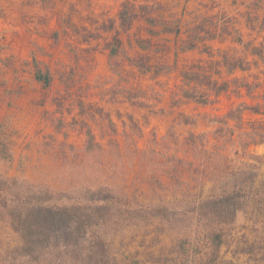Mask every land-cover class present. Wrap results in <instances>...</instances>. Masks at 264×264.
<instances>
[{"label": "crops", "instance_id": "obj_1", "mask_svg": "<svg viewBox=\"0 0 264 264\" xmlns=\"http://www.w3.org/2000/svg\"><path fill=\"white\" fill-rule=\"evenodd\" d=\"M125 3L134 5L136 16L130 25L122 26L120 13ZM115 40L119 48L113 55L110 46ZM189 44L195 48H186ZM244 44L264 45V0H0V123L10 133L20 129L11 138L18 143L35 132L42 114L56 111L59 96L80 99L78 89L85 82L87 102L105 107L112 119L125 114L134 119L137 130H142V136L133 133L141 149L154 136L165 138L172 128L182 137L189 133L212 137L215 129L202 121L207 106L222 102L232 110L243 103L263 104L264 62ZM225 57L229 64L242 61L248 69L230 71ZM142 58L151 71L135 63ZM37 67L50 70L53 79L48 89L38 81ZM157 67L165 69L154 76ZM184 72L218 85L227 83L230 89L216 96L209 93L206 83H188ZM243 81L253 86L252 93L241 86ZM119 83L126 90L120 91ZM114 85L117 91H110ZM146 85L152 92L159 90L160 104L169 103L172 110L169 117L163 116L172 119L167 132L153 133L151 140L149 126L144 127L141 119L147 115L152 128L158 123L152 117L157 112L150 113L154 107L148 106L147 94L131 93ZM194 87L211 95L214 103L186 101L182 91ZM184 116L195 123H182ZM243 119V129L233 135L236 143H228L225 154L241 151L240 138L249 142L246 156L230 171L255 175L250 199L257 196L264 203V144L252 142L256 128L252 124L264 125V115L245 111ZM123 125L129 134L135 130L126 122ZM224 138L221 135L217 140Z\"/></svg>", "mask_w": 264, "mask_h": 264}, {"label": "trees", "instance_id": "obj_2", "mask_svg": "<svg viewBox=\"0 0 264 264\" xmlns=\"http://www.w3.org/2000/svg\"><path fill=\"white\" fill-rule=\"evenodd\" d=\"M134 10L133 4H124L120 13L122 26L131 24L136 16ZM195 39L201 40L198 36H195ZM238 41L243 44L241 39ZM244 45L264 62V45ZM116 48L117 45L112 49L113 55L116 54ZM186 48L193 49L195 45L189 44ZM224 59L230 71L236 67L248 69L242 61L229 64L228 58ZM135 63L144 71H151V68L144 64L143 58ZM164 69L155 68L154 76H158ZM36 77L45 88L50 86L51 73L48 68L42 70L37 67ZM183 77L188 83H206L209 93L216 96L230 89L227 83L218 85L217 82L199 74L184 72ZM241 86L248 94L252 93L253 86L249 83L243 81ZM182 95L186 101L200 105L214 103L211 95L195 87L184 89ZM262 99L263 104L251 106L243 103L223 116H205L207 123L215 129L212 137L209 133H189L188 136L182 137L172 128L165 138L158 139L154 136L150 142L151 146L141 149L133 133L135 136H142V130L135 128L132 134L124 131L122 136L125 138V144L122 146L118 140L121 134L110 119L109 124L114 134L108 142L110 150L106 151L97 141V135L92 129L87 130L85 154L116 153L122 169L129 162L128 155L131 154L135 161L134 166L139 170L154 167L151 180L157 179V171L161 170L167 178L174 181L173 184L180 186L178 190L181 194L176 193L172 201L161 197L154 203H145L126 194L121 185L107 184L95 190H88L82 200L75 203L69 204L60 200L47 202L45 199L31 203L28 199L14 196L9 186L7 187L8 180L2 179L0 221L8 217V222L20 241L13 251L11 263L23 264L19 260L25 257L29 259L30 264H143L138 259V252L132 254L128 248L126 252H122L123 246L117 248L108 235H116L122 230V226L150 225L156 220L157 229L178 233L173 251L175 264H216L224 244L225 226L236 221L237 212L250 199L256 179L255 175L243 171H230L231 166L246 156L245 150L249 142L240 138L238 145L241 151L232 150L229 155L225 154V149L228 143H236L233 135L237 129H243L245 111L264 115V94ZM130 119L134 127H138L134 119ZM182 123L192 124L195 119L184 116ZM252 125L256 126L252 142L264 144V125ZM221 135L225 136L223 142L217 140ZM1 136L0 132V148L3 153L9 155L10 149ZM212 140H216V143H212ZM128 142H133L132 150ZM255 159L261 160L258 157ZM195 175L201 178L196 179ZM209 175L213 177L210 181L215 187L205 196V178ZM186 178L190 182L197 180L199 188L191 187ZM157 181L160 189L164 190L163 182L158 179ZM194 190L199 191L196 193ZM200 232L203 233L202 236H198Z\"/></svg>", "mask_w": 264, "mask_h": 264}, {"label": "rangeland", "instance_id": "obj_3", "mask_svg": "<svg viewBox=\"0 0 264 264\" xmlns=\"http://www.w3.org/2000/svg\"><path fill=\"white\" fill-rule=\"evenodd\" d=\"M115 45H117L116 54H118L117 40L111 44L110 49L112 51ZM52 79L51 77V81ZM84 85L85 82L78 89L80 99L77 97V101L70 99L68 94L65 98L59 96L55 104L56 111L53 113L46 111L44 115L42 114L35 132L18 143L11 138L13 135L20 134V129H15L16 134H13L14 132L10 133L5 124L0 123L1 137L10 149L8 155L0 148V181L6 178L10 192L23 200L28 199L31 203L38 202L40 199H45L47 202L60 200L69 204L75 203L77 200H82L88 190H95L107 184L121 185L126 194L135 196L145 203H154L161 197H164L166 201L174 200L176 193L181 194L178 190L180 186L173 184L174 181L171 178H167L165 173L158 170L156 178L163 182L165 188L161 190L157 179L151 180L154 167H149V170L146 168L139 170L134 166L135 161L131 154L128 155L129 162L124 169L120 167L116 153L85 154L89 128L97 135V141L106 151L110 150L108 142L114 133L109 124L112 118L105 111L106 108L96 106L84 99L87 91ZM116 85L109 90L117 91ZM119 86H121L120 91L126 90L121 83ZM42 87L48 89L50 86L45 88L42 85ZM131 93L141 94V96L147 94L151 101L148 106L154 107L150 113L157 112L154 116L149 114V117H157L158 120L152 128L150 127L153 122L147 115L141 119L144 127L149 126L148 138L151 140L153 133L165 134L172 119H164L163 116L169 117L172 110L169 103L160 104L161 92L159 90L152 92L146 85V89L140 91L136 88L135 92ZM109 94L112 93L109 92ZM82 99L84 101H81ZM207 107L208 109L202 113L203 123H207L204 118L206 114L221 116L230 110V106L222 102ZM163 109L166 114H160ZM112 120L121 134L118 140L123 146L125 144V138L122 136L123 123L126 122L130 127L134 125L127 114ZM144 142L142 141V145L146 143ZM127 144L132 150L133 142ZM150 144L149 142V146ZM212 176H214L213 173ZM195 178L201 177L195 175ZM205 179L207 182L204 194L207 196L213 191L215 185L210 181V175ZM186 180L191 187L199 188L197 180L194 182H190L188 178ZM198 191L194 190L196 193ZM177 196L181 197V195ZM260 199L257 196H251V199L237 212L236 221L225 226L224 244L216 264H264V203ZM8 220L6 217L4 221H0V264H12L13 251L20 244L19 236L12 230ZM157 228L156 220L150 225L122 226V230L116 235H108V238L113 240L117 248L123 246L122 252H126L127 248L132 254L138 252V259L143 264H175L173 251L178 233ZM202 234L200 232L198 236ZM19 261L30 264L29 259L25 257Z\"/></svg>", "mask_w": 264, "mask_h": 264}]
</instances>
